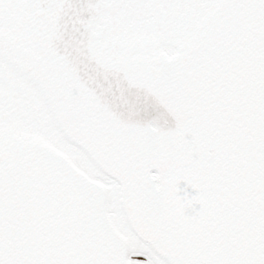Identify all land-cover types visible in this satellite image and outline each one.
<instances>
[{"label":"snow or ice","instance_id":"snow-or-ice-1","mask_svg":"<svg viewBox=\"0 0 264 264\" xmlns=\"http://www.w3.org/2000/svg\"><path fill=\"white\" fill-rule=\"evenodd\" d=\"M0 264H264V0H0Z\"/></svg>","mask_w":264,"mask_h":264}]
</instances>
